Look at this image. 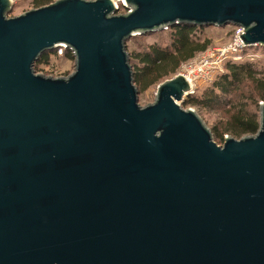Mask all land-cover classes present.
Wrapping results in <instances>:
<instances>
[{"label":"water","instance_id":"1","mask_svg":"<svg viewBox=\"0 0 264 264\" xmlns=\"http://www.w3.org/2000/svg\"><path fill=\"white\" fill-rule=\"evenodd\" d=\"M12 9L0 0V264H264V103L255 135L220 146L183 108V75L140 105L127 50L182 25L264 47V0ZM60 46L74 72L37 73Z\"/></svg>","mask_w":264,"mask_h":264},{"label":"trees","instance_id":"2","mask_svg":"<svg viewBox=\"0 0 264 264\" xmlns=\"http://www.w3.org/2000/svg\"><path fill=\"white\" fill-rule=\"evenodd\" d=\"M55 0H32L35 9L48 6ZM120 10L126 11L121 6ZM170 31L169 44L162 46L151 44L145 50L130 54V62L134 73L136 87L147 90L153 85L159 84L162 80L175 75L180 66L200 52L206 50L210 42L202 38L203 28L188 25L176 26L168 29ZM163 32V31H162ZM132 39V38H131ZM74 59L73 54L66 50L64 56H58L56 50L45 53L36 63L37 73L44 72V66H49L50 58ZM50 71L44 75H54ZM61 75V74H60ZM66 76V74H63ZM206 89L199 97L190 95L186 100V106L197 107L203 110H214L230 108L231 114L227 127L219 136L213 133L214 140L224 141V134H232L236 137L255 135L260 128V105L264 102V68L255 61H232L226 63V71ZM251 82L258 99L255 103V111L247 104L237 101L239 90L247 83ZM252 101V97H250ZM249 103V102H248ZM259 109V110H258ZM217 131V130H216Z\"/></svg>","mask_w":264,"mask_h":264},{"label":"rangeland","instance_id":"3","mask_svg":"<svg viewBox=\"0 0 264 264\" xmlns=\"http://www.w3.org/2000/svg\"><path fill=\"white\" fill-rule=\"evenodd\" d=\"M56 1V0H55ZM54 1V2H55ZM13 2V9L9 14V18H14L18 17L26 12H29L33 9H35L32 6V0H12ZM122 14H125L127 11L120 10L119 11ZM203 34L202 38L206 39L210 42L208 48L204 50L203 52H200L194 56V58L190 59L189 61L184 62L178 72L173 75L168 77L165 80H162L159 84L153 85L147 90H142L139 88V103L141 106H147L149 104L154 103L155 97H156V91L158 86L175 77L178 73H180V69L183 65L190 61H195L199 57H201L204 53L209 52L211 50L215 49H228L230 48L232 41H233V34L235 32L233 26H227L224 28H217V27H204L203 28ZM169 39H170V31L166 30L163 32H157V33H152V34H147L143 36H136L133 37L130 41L127 42V50L128 52L131 53H137L142 50H145L146 47H148L151 44H159L162 46H167L169 44ZM240 52V53H239ZM238 53L234 50H231L228 53V58L225 60V63L222 67V71L218 73L211 81H202L199 84H197L195 92L192 94V96L199 97L203 94V92L206 91V89L209 88V86L212 85V83L219 77L218 75L224 73L226 71V63L229 60L232 61H252L255 63L257 62L260 67L263 66L264 68V47L262 46H252V47H247ZM239 55V57H238ZM51 63L49 66H44V72L41 74H48L50 71H54L53 74L57 75H46V76H52V77H61L63 74H66V76L71 75L74 72V59H54L53 57L50 58ZM61 74V75H60ZM190 96L187 97V99ZM250 97H252V101H250ZM186 99V100H187ZM237 101H240L242 104H247L250 106V109L255 111L257 107L255 108V103L258 101L256 95H255V89L254 86L251 82H247L238 92L237 94ZM186 102V101H185ZM185 102L182 104L184 109H194L200 117L204 120V122L207 124V126L215 133L216 135L219 136L225 128L227 127L228 121H229V115L231 114V110L229 107L226 108H221L219 106L217 109L214 110H203V109H198L197 107L193 106H186ZM249 102V103H248ZM264 102H259V105ZM259 110V109H258ZM217 130V131H216ZM227 137H231L234 139H241L243 137H236L232 134H224V139ZM246 137V136H244ZM215 142L222 146L224 144V141H216Z\"/></svg>","mask_w":264,"mask_h":264},{"label":"built area","instance_id":"4","mask_svg":"<svg viewBox=\"0 0 264 264\" xmlns=\"http://www.w3.org/2000/svg\"><path fill=\"white\" fill-rule=\"evenodd\" d=\"M116 2L122 3V0H116ZM234 30L235 32L233 34V41L230 48L211 50L204 53L197 60L190 61L181 67L180 73L178 74L183 75L190 82L192 86L191 95L195 92L197 84L202 81H211L222 71V67L225 60L228 58V53L231 50H235L238 53L239 51L247 48L240 42L239 39V36L244 33L243 30L239 27H234ZM66 50L65 46H60L56 49V53L61 57L64 56Z\"/></svg>","mask_w":264,"mask_h":264}]
</instances>
